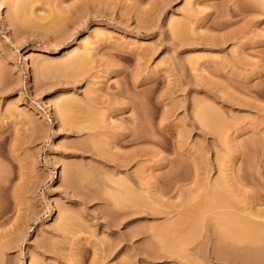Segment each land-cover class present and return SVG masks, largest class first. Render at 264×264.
<instances>
[{
  "label": "rangeland",
  "instance_id": "1",
  "mask_svg": "<svg viewBox=\"0 0 264 264\" xmlns=\"http://www.w3.org/2000/svg\"><path fill=\"white\" fill-rule=\"evenodd\" d=\"M0 264H264V0H0Z\"/></svg>",
  "mask_w": 264,
  "mask_h": 264
},
{
  "label": "bare ground",
  "instance_id": "2",
  "mask_svg": "<svg viewBox=\"0 0 264 264\" xmlns=\"http://www.w3.org/2000/svg\"><path fill=\"white\" fill-rule=\"evenodd\" d=\"M50 111V110H49ZM50 119H51V115H49Z\"/></svg>",
  "mask_w": 264,
  "mask_h": 264
}]
</instances>
